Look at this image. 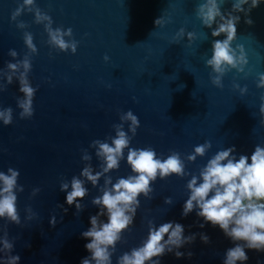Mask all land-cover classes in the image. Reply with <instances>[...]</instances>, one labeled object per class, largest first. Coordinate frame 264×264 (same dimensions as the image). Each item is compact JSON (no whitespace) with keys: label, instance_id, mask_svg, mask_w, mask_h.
<instances>
[{"label":"water","instance_id":"water-1","mask_svg":"<svg viewBox=\"0 0 264 264\" xmlns=\"http://www.w3.org/2000/svg\"><path fill=\"white\" fill-rule=\"evenodd\" d=\"M202 2L36 0L37 6L51 15L54 28H72L73 37L79 41L73 54L48 45L44 25L35 23L34 13L25 11L18 18L29 28L17 27L18 21L11 17L23 0H0V69L23 59L29 51L24 31L33 34L38 48L29 74L32 86L38 87L34 115L30 119L19 116L17 98L23 93L18 81L0 92V107L14 109L11 125L0 121V171L7 173L9 167L18 170V184L24 187L23 192H17L22 223L0 218V236L7 231L14 243L11 254L21 257L20 264H81L91 255L85 248L90 241L81 234L91 227L90 217L99 212L92 200L102 193L87 183L89 195L80 201L86 207L76 214L75 205L67 204V193L60 190V184L80 175L85 149L99 170L100 161L90 145L96 139L110 143L108 137L115 136L113 126L121 123L122 113L131 110L140 120L130 147L150 146L165 159L177 151L185 158L186 171L195 175L220 150L235 146L237 158L240 154L250 158L256 145L264 146V114L260 112L264 88L257 87L259 75L264 73V2L251 11L252 25L245 22L248 17L244 13H233L241 17L233 47L243 45L249 63L243 73L235 69L228 72L223 88L212 84V69L206 61L212 55L213 41L226 36L213 37L212 29L202 25L196 14ZM232 5L233 0H226L221 11L227 14ZM159 18L164 21L160 26L155 23ZM181 28L186 33L195 32L197 39L190 42L185 35L175 43ZM13 49L19 54L16 59L8 54ZM234 84L246 86L247 93L242 94ZM207 141L212 144L207 155L188 162L186 156L195 146ZM126 158L127 149L120 168L110 173L114 183L132 174ZM190 179L176 175L158 178L152 184L153 197H139L141 207L134 225L123 234L126 242L117 245L113 264L119 255L147 238L149 220L157 227L175 221L184 225L186 236L198 234L194 243L179 249L185 253L183 258L169 253L161 258V264H224L227 250L235 243L218 226L207 223L199 227L204 221L196 211L182 216ZM103 183L102 178L100 186ZM35 188L41 191L33 196ZM166 197L173 198L172 205L165 203ZM28 207L36 214L31 221L27 219ZM52 215L57 218L55 227L50 223ZM101 219L107 222L106 216ZM201 233L210 237V243L201 240ZM189 251L193 253L190 258ZM246 252L249 259L245 264H264V252Z\"/></svg>","mask_w":264,"mask_h":264},{"label":"clouds","instance_id":"clouds-1","mask_svg":"<svg viewBox=\"0 0 264 264\" xmlns=\"http://www.w3.org/2000/svg\"><path fill=\"white\" fill-rule=\"evenodd\" d=\"M225 2L226 0H204L196 8L197 17L204 27L212 29L213 37L226 36V39L213 41L212 55L206 61L207 66L212 69L211 82L218 88H223V78L228 72L235 69L243 73L249 63L243 45L233 47L237 39V25L241 19L233 13H244L248 17L245 22L252 25L251 11L264 0H233L232 10L227 14L221 11ZM245 5L248 7L245 8ZM25 11L34 13L35 23L44 25L49 46L62 52H77L79 41L73 37L72 28H54L51 15L38 7L36 0H23L12 13V21L17 22ZM163 22L162 18L155 21L158 26ZM213 25L216 27L213 28ZM17 27L25 30L30 25L20 20ZM185 35L190 42L197 39L195 32L186 33L181 28L174 42L179 43ZM24 42L29 51L23 59H16L18 52L10 50L8 54L16 62L10 61L6 69H0V92L7 91L9 85L18 81L19 91L23 93L17 98V107L21 109L19 116L21 119H30L34 115L33 101L38 87L32 86L29 74L33 68L32 56L38 54V48L33 34L29 31H24ZM104 59L108 61L110 58L105 55ZM234 87L240 89L242 94L248 91L246 86L240 88L239 84H234ZM257 87L264 88V73L259 75ZM260 112L264 114V105ZM13 113L12 107H0V121L6 126L11 125ZM120 120L121 123L113 126L115 136L108 137L110 143L96 139L90 145L100 161L99 170L93 167V156L85 149L82 155L85 166L80 175L73 176L70 181L62 180L60 184V190L67 193V204L75 205L76 214L86 207L80 201L89 195V189L85 186L87 183L98 187L102 193L92 200L99 212L90 217L91 227L81 234L90 241L85 244V248L91 254L84 257L81 264H113L117 245L126 242L123 234L132 228L137 210L141 207L139 197L143 195L151 199L154 192L152 184L158 178L166 180L172 175L180 178L191 176L186 185L189 195L183 205L182 216L186 218L196 211L197 216L204 221L199 227L203 228L207 223H211L213 227L218 226L235 243L234 247L227 250L224 264H245L249 259L246 249L264 252V146L256 145L250 158L244 154L237 158L235 146L220 150L195 175L186 171L185 158L177 151H172L165 159L158 156L150 146L130 147L140 127V120L131 110L122 113ZM125 124H128V131H125ZM129 131L131 135L128 134ZM211 148L210 141L195 146L194 151L186 156V160L194 163L198 157L206 156ZM126 149L127 164L132 174L127 178H118L114 183L110 173L120 168ZM19 177L20 172L11 167L7 173L0 171V218L17 225L22 223L17 206V192L24 191V187L18 184ZM102 178L104 183L100 186ZM40 191L35 188L32 195L36 196ZM173 202L172 197L165 198L166 204L172 205ZM58 208H63V205H58ZM63 210L65 213L68 211L67 208ZM27 212L29 221L35 218L36 214L31 207L27 208ZM104 216L107 217V222L101 219ZM50 223L55 227L56 215H52ZM148 229L147 238L139 246L119 255L116 264H161V258L169 253H174L178 259L183 258L185 253L179 249L194 243L198 235L193 233L186 236L184 225L175 221L165 222L157 227L154 220H149ZM199 235L204 243H210L207 234ZM13 249L14 243L5 230L3 236H0V253L3 254L0 255V264H20L21 257L11 254ZM192 255L191 251L187 253L189 258Z\"/></svg>","mask_w":264,"mask_h":264}]
</instances>
